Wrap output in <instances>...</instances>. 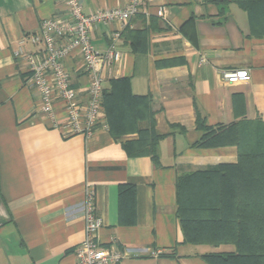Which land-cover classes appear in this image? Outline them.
Instances as JSON below:
<instances>
[{
	"label": "crops",
	"instance_id": "obj_1",
	"mask_svg": "<svg viewBox=\"0 0 264 264\" xmlns=\"http://www.w3.org/2000/svg\"><path fill=\"white\" fill-rule=\"evenodd\" d=\"M125 2L82 6L90 14ZM66 14L64 0H0V264H77L87 184L103 222L97 242L126 251L111 264H209L183 239L177 185L219 167L264 174V34L251 30L238 5L214 0H146L127 22L91 29L96 50L113 45L118 52L102 66L104 88L126 77L134 95L149 98L160 135L157 166L150 155L129 156L122 142L137 133L115 140L104 114L88 135H63L43 117L26 65L13 52L34 50L27 36L42 20ZM63 63L84 96L89 74L77 48ZM240 69L249 71L248 82L222 79Z\"/></svg>",
	"mask_w": 264,
	"mask_h": 264
},
{
	"label": "built area",
	"instance_id": "obj_2",
	"mask_svg": "<svg viewBox=\"0 0 264 264\" xmlns=\"http://www.w3.org/2000/svg\"><path fill=\"white\" fill-rule=\"evenodd\" d=\"M64 1L66 15L42 20L38 30L27 36L35 49L25 50L20 46L13 55L24 61L30 82L38 91L40 111L49 125L59 128L63 135H88L104 114L102 66L118 56L113 45L105 51L96 50L91 44L90 31L99 22H127L143 10L146 0H126L123 7L107 8L90 14L83 12L82 0ZM163 11V7H159L156 14L162 16ZM114 37H118V33ZM73 48H77L84 69L89 74L84 96L72 87L70 74L63 63V59ZM221 76L229 84L246 83L250 80L247 69L222 72ZM58 103L64 111L63 118L56 116ZM83 222L84 237L75 250L77 264L119 262L126 251L104 247L96 240L103 222L96 213L94 191L88 184L83 198ZM158 253L153 252L154 255Z\"/></svg>",
	"mask_w": 264,
	"mask_h": 264
},
{
	"label": "trees",
	"instance_id": "obj_3",
	"mask_svg": "<svg viewBox=\"0 0 264 264\" xmlns=\"http://www.w3.org/2000/svg\"><path fill=\"white\" fill-rule=\"evenodd\" d=\"M258 1H261L258 9L260 14L256 19L252 15L251 8L247 6L246 0H214L219 5L235 2L247 14L251 30L264 34V2ZM102 106L109 132L115 140L137 133V139L122 142L125 152L129 156L150 155L153 163L160 165L155 153L160 135L153 128V111L149 98L144 95H134L128 78H111L109 88L103 89ZM141 122H146L147 125L141 127ZM257 177L256 174L243 173L234 168L219 167L212 170H198L180 180L177 185L176 215L184 241L196 245L200 243L199 237L202 235L197 226L200 221L193 222L186 217L187 211L183 198L185 190H195V187H201L206 182L215 183L213 186L216 187L218 198L216 204L219 206L216 210L213 208L215 214L202 221L210 222L211 227L214 225L220 235L222 231L227 230L228 223L232 224L235 231H240L245 229L244 223L247 220H264V174ZM257 183L262 186V190L256 189ZM257 197L262 200V203L258 205L243 201L245 199L250 202ZM204 208L206 211V207ZM208 211L212 213L211 210L208 209ZM241 235H237V240L244 243L245 238ZM218 242L219 240H216V243ZM200 256L209 264H247V261L249 264H264V251L254 248H248L247 251L238 250L234 253L201 254Z\"/></svg>",
	"mask_w": 264,
	"mask_h": 264
},
{
	"label": "rangeland",
	"instance_id": "obj_4",
	"mask_svg": "<svg viewBox=\"0 0 264 264\" xmlns=\"http://www.w3.org/2000/svg\"><path fill=\"white\" fill-rule=\"evenodd\" d=\"M246 2L248 3L247 6L253 11L252 15L257 19L260 14L258 9L261 1L246 0ZM233 4L236 3L233 2ZM214 184V182L210 184L206 182L201 187H195V190H185L183 198L184 206L187 211L186 217L192 219L193 222L200 221L197 226L202 232L201 237H199L200 243L193 245L198 246V249L201 250V254L234 253L238 250L247 251L248 248L264 251V220H247L244 223L245 229L240 231H235L234 228H232V224L228 223L227 230L222 231L220 235H218L214 225L211 227V224H209L210 222L202 221L207 217H211L212 214H215L214 211L219 206L216 204L218 198L216 187L213 186ZM204 207H206V211ZM213 208H215V210H213ZM208 209L211 210L212 213H210ZM256 223L258 225H256ZM239 234H242L241 236L245 238L244 243L246 244L237 240V235ZM216 240H219V242L216 243ZM247 264H249L248 261Z\"/></svg>",
	"mask_w": 264,
	"mask_h": 264
}]
</instances>
